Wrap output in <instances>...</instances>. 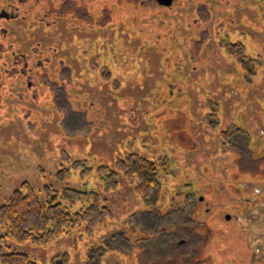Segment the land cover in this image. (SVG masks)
I'll use <instances>...</instances> for the list:
<instances>
[{
  "label": "rangeland",
  "instance_id": "obj_1",
  "mask_svg": "<svg viewBox=\"0 0 264 264\" xmlns=\"http://www.w3.org/2000/svg\"><path fill=\"white\" fill-rule=\"evenodd\" d=\"M132 152L159 168L154 204L99 178ZM25 181L110 213L46 246L0 226L37 264H264L263 1L0 0V206Z\"/></svg>",
  "mask_w": 264,
  "mask_h": 264
},
{
  "label": "trees",
  "instance_id": "obj_2",
  "mask_svg": "<svg viewBox=\"0 0 264 264\" xmlns=\"http://www.w3.org/2000/svg\"><path fill=\"white\" fill-rule=\"evenodd\" d=\"M262 1L264 3V0ZM223 46L228 53L236 57L246 71L247 77L251 79L255 70L249 61L253 59H246L243 44L225 41ZM74 162L80 163V160ZM64 171L69 172L67 169ZM98 175L105 185V190L116 186L120 175H123L135 185L136 191L147 203L154 204L159 199L158 194L162 187L159 168L154 161L138 153H126L124 157H118L111 166L100 165ZM44 192L48 202L46 208L29 182H23L20 189L13 191L8 202L0 206V226L5 230L4 238H10L18 243L30 240L36 246H46L51 240L79 227L84 226L86 231H90L110 214L109 208L103 203V196L98 191H82L68 186L60 193L52 185H45ZM59 197L66 201L69 207L80 203L81 208L71 212L58 201ZM56 257L53 260L55 262ZM59 257H62L64 264L68 254ZM0 264L37 262L25 253L6 251L0 242Z\"/></svg>",
  "mask_w": 264,
  "mask_h": 264
},
{
  "label": "water",
  "instance_id": "obj_3",
  "mask_svg": "<svg viewBox=\"0 0 264 264\" xmlns=\"http://www.w3.org/2000/svg\"><path fill=\"white\" fill-rule=\"evenodd\" d=\"M157 1L160 5L164 6H171L174 2V0H155Z\"/></svg>",
  "mask_w": 264,
  "mask_h": 264
},
{
  "label": "flooded vegetation",
  "instance_id": "obj_4",
  "mask_svg": "<svg viewBox=\"0 0 264 264\" xmlns=\"http://www.w3.org/2000/svg\"><path fill=\"white\" fill-rule=\"evenodd\" d=\"M176 0H174V2H175ZM164 7V6H163ZM5 17L7 16V15H4ZM4 16H2V17H4ZM3 31H2V37H4V27L3 28H1Z\"/></svg>",
  "mask_w": 264,
  "mask_h": 264
}]
</instances>
